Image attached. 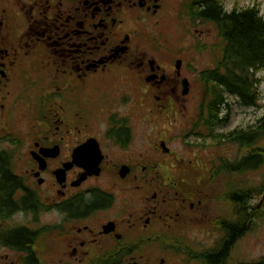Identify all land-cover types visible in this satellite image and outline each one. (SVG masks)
Returning <instances> with one entry per match:
<instances>
[{
  "label": "flooded vegetation",
  "instance_id": "obj_1",
  "mask_svg": "<svg viewBox=\"0 0 264 264\" xmlns=\"http://www.w3.org/2000/svg\"><path fill=\"white\" fill-rule=\"evenodd\" d=\"M164 2L0 0V155L10 156L21 180L15 197L30 200L6 222L0 211V264H264V255L234 256L258 220L248 211L242 232L240 205L226 199L220 178L225 159H239L240 151L219 156L205 173L196 158L163 175V163L147 160L145 144L136 142L147 92L157 110L168 111L189 99L193 76L200 92L187 137L209 138L198 121L210 97L200 77L207 69L187 66L185 74L182 57L179 68L174 61L167 69L147 50L161 49L160 37L124 25L129 12L151 17ZM194 23L204 50L199 24H214ZM18 121L26 123L24 138ZM224 127L214 132L223 135ZM21 151L24 171L15 164ZM17 214L26 222H10ZM7 226L39 233L36 242L4 244ZM47 234L64 240L55 260L39 242Z\"/></svg>",
  "mask_w": 264,
  "mask_h": 264
},
{
  "label": "trees",
  "instance_id": "obj_2",
  "mask_svg": "<svg viewBox=\"0 0 264 264\" xmlns=\"http://www.w3.org/2000/svg\"><path fill=\"white\" fill-rule=\"evenodd\" d=\"M224 6L223 0H189L185 13L190 15L192 23L196 19L212 22L220 39L219 56L214 66L200 74L202 82L209 83L210 97L206 112L198 116V121L213 143L229 142L245 151L239 159H225L222 170L226 178V199L240 205L241 229L244 232L251 216L248 211L251 210L258 220L262 218L261 210L255 207L252 200L263 193L264 176L258 185H254L247 175L264 166V113L247 127H235L220 136L214 132V125H225L229 121L230 104L226 94L234 96L243 107L259 106L263 97L260 91L262 78L258 72L264 69V14L254 4L245 7L234 4L231 9L223 11ZM182 139L190 146L186 135ZM10 163V156L3 152L0 155V211L3 222L15 211H26L30 201L28 197H15L21 188V180L13 174ZM237 178H240L239 183ZM38 234L13 226L6 229L2 241L4 244L25 246L36 242Z\"/></svg>",
  "mask_w": 264,
  "mask_h": 264
},
{
  "label": "rangeland",
  "instance_id": "obj_3",
  "mask_svg": "<svg viewBox=\"0 0 264 264\" xmlns=\"http://www.w3.org/2000/svg\"><path fill=\"white\" fill-rule=\"evenodd\" d=\"M164 7L158 12L157 15L148 16L138 11H131L125 17L124 25L127 28L142 27V30L150 36L158 35L161 39L162 48L152 50L147 48L150 53H153L158 63L169 69L173 66L177 57L183 59L182 71L188 74V68L192 67L194 72L202 69H209L213 67L216 58L219 56V43L218 38L214 37L216 34L215 27L208 25L202 26L199 24V28L204 30L202 35V41L206 44L204 50L197 46L196 37L197 34L190 30V22L185 13V3L187 0H164ZM224 5L227 8L237 5L245 7L254 4L259 7L261 13L264 14V0H223ZM196 25V24H195ZM217 35V34H216ZM213 45L214 47H210ZM207 47V48H206ZM200 48V49H198ZM178 61V60H177ZM177 61H175L177 63ZM258 76H261L260 91L263 97L260 100L259 106L256 107H243L237 99L226 94V97L230 101L231 107L229 110V121L224 125V130H231L235 127H247L253 123L257 117L264 113V69L258 72ZM200 82V80H199ZM187 84V83H186ZM185 93L188 91L187 86L183 88ZM200 92V86L195 76L192 77V85L190 89V96L185 102H181L179 106H173L168 111L157 110L154 105L153 99L149 92L146 95V127H141V135L137 137L138 144H145V153L147 154V160L156 161L159 164L163 163L162 171L163 175H172L176 171L180 170V164H187L189 160L195 162V159H199L200 165H203L200 172L205 173L207 167H210L212 161H217L219 156H226L232 159L239 151L243 154L244 149L238 147L233 143H213L211 137L207 138H190L187 137V129L190 121H193L197 114V102ZM172 109V112L170 111ZM26 123L16 122L14 129L18 136L24 138L21 135V131H26ZM215 131V130H214ZM219 131V129L217 130ZM215 131V132H217ZM186 135L188 143L194 142L191 146L183 142L182 136ZM162 140V141H161ZM166 142V143H165ZM164 144V146L162 145ZM166 144V145H165ZM167 147V152L165 151ZM24 153L21 151L17 155L15 160L16 166L19 170H23L25 166ZM148 162V161H147ZM173 164V166L171 165ZM249 181L251 184H257L261 182L264 176V166L258 171L251 173ZM223 180L226 182L225 177ZM240 182V178L236 180ZM217 182V181H216ZM208 185V183H207ZM220 185V182H218ZM264 193V191H263ZM263 193L256 196L252 203L258 210L262 212V218L257 220L256 226L247 235L243 236L238 247L234 251V256L238 259L248 260L256 259L264 255V198L261 202ZM261 202L260 206H256ZM107 213L106 215H109ZM103 217V216H102ZM101 217L92 219V223L98 222ZM27 217L22 214H17L10 222L25 223ZM40 243H46L48 246L46 259L55 260L58 257L57 250L64 247L60 237L52 234H47L41 238ZM150 251H153L151 249ZM8 264V263H2ZM57 264V263H55Z\"/></svg>",
  "mask_w": 264,
  "mask_h": 264
},
{
  "label": "water",
  "instance_id": "obj_4",
  "mask_svg": "<svg viewBox=\"0 0 264 264\" xmlns=\"http://www.w3.org/2000/svg\"><path fill=\"white\" fill-rule=\"evenodd\" d=\"M179 66H180V60H178L177 61V63H176V67L177 68H179ZM186 82V81H185ZM187 83V82H186ZM186 83H185V85H186ZM163 146H164V144H162ZM166 150H168L167 148H166ZM259 198H261V202H262V200H263V198H264V193H263V195L261 196V197H259ZM261 202H259L256 206H260L261 205Z\"/></svg>",
  "mask_w": 264,
  "mask_h": 264
}]
</instances>
